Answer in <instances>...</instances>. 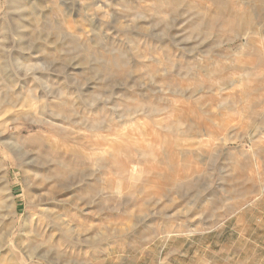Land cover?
Here are the masks:
<instances>
[{"label": "rangeland", "instance_id": "374dc122", "mask_svg": "<svg viewBox=\"0 0 264 264\" xmlns=\"http://www.w3.org/2000/svg\"><path fill=\"white\" fill-rule=\"evenodd\" d=\"M0 206V264H264V0H0Z\"/></svg>", "mask_w": 264, "mask_h": 264}, {"label": "bare ground", "instance_id": "6f19581e", "mask_svg": "<svg viewBox=\"0 0 264 264\" xmlns=\"http://www.w3.org/2000/svg\"><path fill=\"white\" fill-rule=\"evenodd\" d=\"M0 208H1V206H0ZM0 218H2V215L0 214ZM4 238H6V235L4 236L3 234L2 235H0V248L3 246L2 245V243H3V241H4ZM31 248V247H30ZM29 247H28V252H29V255L30 256H34L35 254H34V251H33V248H31L30 249ZM38 255V254H37Z\"/></svg>", "mask_w": 264, "mask_h": 264}]
</instances>
